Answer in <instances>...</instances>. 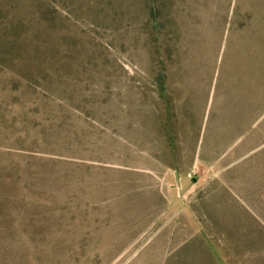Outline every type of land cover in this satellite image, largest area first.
I'll return each instance as SVG.
<instances>
[{
	"label": "rangeland",
	"instance_id": "obj_1",
	"mask_svg": "<svg viewBox=\"0 0 264 264\" xmlns=\"http://www.w3.org/2000/svg\"><path fill=\"white\" fill-rule=\"evenodd\" d=\"M146 3L0 0V264H264L258 4Z\"/></svg>",
	"mask_w": 264,
	"mask_h": 264
},
{
	"label": "trees",
	"instance_id": "obj_2",
	"mask_svg": "<svg viewBox=\"0 0 264 264\" xmlns=\"http://www.w3.org/2000/svg\"><path fill=\"white\" fill-rule=\"evenodd\" d=\"M156 0H147L148 4L154 3ZM255 4H258L259 7V13H254L257 14L256 16L245 15L241 18L240 12L238 10V16L237 19H232L231 21L235 20L236 24L234 25V34L231 37L230 40V47H233L235 40L239 39L243 40V45L242 50L245 51L246 54V59L243 62V64L240 63V57H231L232 61L231 64L229 65V59L228 57H223V74H230V75H236L240 76L241 81H242V86L238 87H231L236 89V94L231 96L226 92L224 95L223 99L226 102H233L234 105L236 104H245L247 107L245 110L249 112V102H251L253 99H255V103H259L257 109L255 110V116L252 119H256V122L259 120L260 117H264V17L262 20V15L264 14V0H254ZM154 5H151L153 7ZM238 8V6H237ZM149 10H156V8H149ZM225 14L223 13V20H224ZM257 17H259V20L256 21ZM244 18V19H243ZM243 19V22H242ZM253 21H250L252 20ZM229 21L228 18L225 19V22ZM228 24V23H227ZM243 28L244 32L243 35L239 34L240 28ZM227 28V25H226ZM232 28V25H230V29ZM253 28V40H255V45L252 47L251 43H249L250 39V33L249 29ZM225 30V26H224ZM226 32V30H225ZM259 32H262L259 34ZM242 36V37H240ZM251 46V47H250ZM226 52V51H225ZM248 78L252 81L253 85L256 87L257 92L261 93V99L257 98L256 96H252L251 98H248V92L244 87L248 86ZM243 112L244 109H243ZM262 128V127H261ZM264 129V128H263ZM263 139L261 142H264V132L261 133ZM261 139V138H260ZM259 149V147H258Z\"/></svg>",
	"mask_w": 264,
	"mask_h": 264
},
{
	"label": "crops",
	"instance_id": "obj_3",
	"mask_svg": "<svg viewBox=\"0 0 264 264\" xmlns=\"http://www.w3.org/2000/svg\"><path fill=\"white\" fill-rule=\"evenodd\" d=\"M258 124H259V120L257 121V125H258ZM257 138H258V136H257ZM258 141H259V140L257 139V143H258ZM256 149H258V147H257Z\"/></svg>",
	"mask_w": 264,
	"mask_h": 264
}]
</instances>
